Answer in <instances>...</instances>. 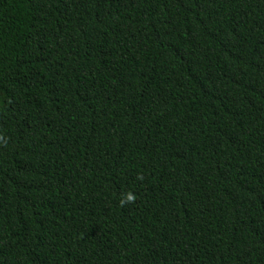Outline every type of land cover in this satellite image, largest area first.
I'll list each match as a JSON object with an SVG mask.
<instances>
[{
  "label": "trees",
  "instance_id": "obj_1",
  "mask_svg": "<svg viewBox=\"0 0 264 264\" xmlns=\"http://www.w3.org/2000/svg\"><path fill=\"white\" fill-rule=\"evenodd\" d=\"M0 264H264V0H0Z\"/></svg>",
  "mask_w": 264,
  "mask_h": 264
}]
</instances>
